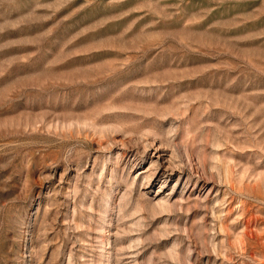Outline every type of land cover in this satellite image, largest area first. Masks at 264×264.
<instances>
[{"label": "rangeland", "instance_id": "1", "mask_svg": "<svg viewBox=\"0 0 264 264\" xmlns=\"http://www.w3.org/2000/svg\"><path fill=\"white\" fill-rule=\"evenodd\" d=\"M0 264H264V0H0Z\"/></svg>", "mask_w": 264, "mask_h": 264}]
</instances>
